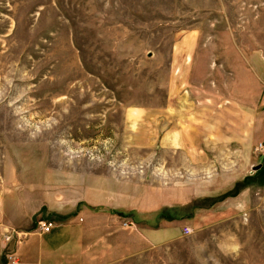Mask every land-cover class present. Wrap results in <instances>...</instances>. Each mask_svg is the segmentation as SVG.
<instances>
[{
  "label": "rangeland",
  "instance_id": "rangeland-1",
  "mask_svg": "<svg viewBox=\"0 0 264 264\" xmlns=\"http://www.w3.org/2000/svg\"><path fill=\"white\" fill-rule=\"evenodd\" d=\"M263 99L264 0H0L1 264L11 197L85 177L138 204L140 264H264Z\"/></svg>",
  "mask_w": 264,
  "mask_h": 264
},
{
  "label": "crops",
  "instance_id": "crops-1",
  "mask_svg": "<svg viewBox=\"0 0 264 264\" xmlns=\"http://www.w3.org/2000/svg\"><path fill=\"white\" fill-rule=\"evenodd\" d=\"M260 107L263 116L259 122L264 127V105ZM261 140L264 141V133ZM262 171L264 165L253 176L258 178ZM67 182L65 185H70ZM70 186L69 190L75 193L71 199L45 200L41 191L37 200L11 197L9 212L26 223L21 232L28 234L27 240L15 247L18 264H140L146 251L161 244L157 236L144 233L142 228L127 230L123 226L118 212L139 206L121 199V185L85 177ZM43 207L47 208L46 213H42ZM40 211V219L53 224L49 233L32 230L33 224L40 221L34 222Z\"/></svg>",
  "mask_w": 264,
  "mask_h": 264
},
{
  "label": "built area",
  "instance_id": "built-area-1",
  "mask_svg": "<svg viewBox=\"0 0 264 264\" xmlns=\"http://www.w3.org/2000/svg\"><path fill=\"white\" fill-rule=\"evenodd\" d=\"M263 104H264V99H263ZM259 150L262 154H264V143L260 144ZM52 228H53V224L50 222H48V223L42 222L39 224V232L40 233H49ZM183 232H184V235H188L190 233V231L188 229H185ZM14 237L18 238L17 244L21 243L19 240L20 234H18L15 231L6 234L5 240H6V242H10L11 240L14 239ZM8 262H9V264H18V259H17V255L15 252L8 256Z\"/></svg>",
  "mask_w": 264,
  "mask_h": 264
},
{
  "label": "water",
  "instance_id": "water-1",
  "mask_svg": "<svg viewBox=\"0 0 264 264\" xmlns=\"http://www.w3.org/2000/svg\"><path fill=\"white\" fill-rule=\"evenodd\" d=\"M260 168V167H259ZM259 168H257L256 170H258Z\"/></svg>",
  "mask_w": 264,
  "mask_h": 264
}]
</instances>
